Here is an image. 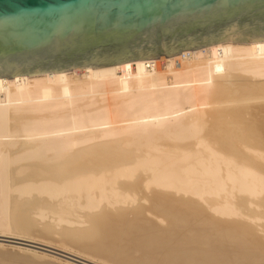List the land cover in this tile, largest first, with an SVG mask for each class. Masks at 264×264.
Masks as SVG:
<instances>
[{"label": "bare ground", "instance_id": "bare-ground-1", "mask_svg": "<svg viewBox=\"0 0 264 264\" xmlns=\"http://www.w3.org/2000/svg\"><path fill=\"white\" fill-rule=\"evenodd\" d=\"M0 237L51 251L0 264H264V40L0 77Z\"/></svg>", "mask_w": 264, "mask_h": 264}, {"label": "water", "instance_id": "water-1", "mask_svg": "<svg viewBox=\"0 0 264 264\" xmlns=\"http://www.w3.org/2000/svg\"><path fill=\"white\" fill-rule=\"evenodd\" d=\"M264 40V0H0V77Z\"/></svg>", "mask_w": 264, "mask_h": 264}, {"label": "rangeland", "instance_id": "rangeland-1", "mask_svg": "<svg viewBox=\"0 0 264 264\" xmlns=\"http://www.w3.org/2000/svg\"><path fill=\"white\" fill-rule=\"evenodd\" d=\"M13 240H14V241H12L11 238H3V237H0V242L4 243V244H6V245L23 246V247H29V248H30V247L32 248V247L34 246V243H31V246H30V244H29L30 242H25V241L23 242V241H21V240H15V239H13ZM20 241H21V242H20ZM16 242H18V243L20 242V243L18 244V243H16ZM25 244H26V245H25ZM27 244H28L29 246H28ZM32 244H33V245H32ZM35 245H37V246H34V247H33V248H35V249H38V250H39V249L41 248L40 250H42V248H44L43 246L40 247V245H39L40 248H38V244H35ZM36 247H37V248H36ZM7 248L9 249V251H8V253L10 252L9 254H11V253H15V254H16V251L13 252V250H10V247H9V246H7ZM43 250H46V251H47L48 249L44 248ZM48 252H51V251L48 250ZM18 253H19V252L17 251V254H18ZM54 253H55V252H54ZM60 253H61V255H63V256H64V254H65V253H63V252H60ZM60 253H59V254H60ZM11 255H13V254H11ZM18 255L21 256V255H23V254L19 253ZM65 256H67V258H69V259H71V260H73L72 258H75V257H73V256L71 257V256L66 255V254H65ZM68 256H69V257H68ZM34 259H35V258H34ZM76 259L78 260L79 258H76ZM76 259H75L74 261L78 262ZM34 261L37 262V259H35ZM81 261H83V263H82ZM85 262H86V261L80 259L78 263L84 264ZM87 263H89V262H87ZM87 263H86V264H87ZM90 264H92V263H90Z\"/></svg>", "mask_w": 264, "mask_h": 264}]
</instances>
